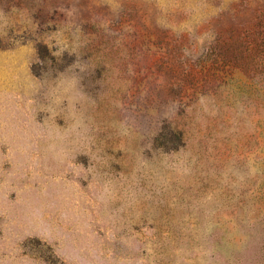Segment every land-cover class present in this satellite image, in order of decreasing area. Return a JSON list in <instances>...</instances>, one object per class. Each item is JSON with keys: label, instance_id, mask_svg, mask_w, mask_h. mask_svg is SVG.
Returning <instances> with one entry per match:
<instances>
[{"label": "rangeland", "instance_id": "rangeland-1", "mask_svg": "<svg viewBox=\"0 0 264 264\" xmlns=\"http://www.w3.org/2000/svg\"><path fill=\"white\" fill-rule=\"evenodd\" d=\"M0 264H264V0H0Z\"/></svg>", "mask_w": 264, "mask_h": 264}]
</instances>
